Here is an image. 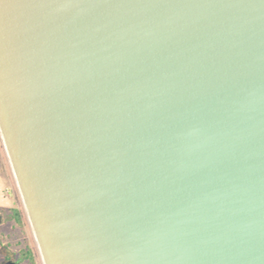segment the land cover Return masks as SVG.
Returning a JSON list of instances; mask_svg holds the SVG:
<instances>
[{
	"label": "water",
	"instance_id": "1",
	"mask_svg": "<svg viewBox=\"0 0 264 264\" xmlns=\"http://www.w3.org/2000/svg\"><path fill=\"white\" fill-rule=\"evenodd\" d=\"M0 135L44 264H264V0H0Z\"/></svg>",
	"mask_w": 264,
	"mask_h": 264
},
{
	"label": "rangeland",
	"instance_id": "2",
	"mask_svg": "<svg viewBox=\"0 0 264 264\" xmlns=\"http://www.w3.org/2000/svg\"><path fill=\"white\" fill-rule=\"evenodd\" d=\"M5 157L11 168L4 148L2 158L0 152V174L4 176L0 183V264L7 260L17 261L22 255L21 251L27 249L32 254L34 264H44L15 179L9 178L7 168L4 167H7ZM9 182L13 184L12 189ZM12 208L19 210V219L11 214ZM30 263L24 257L18 264Z\"/></svg>",
	"mask_w": 264,
	"mask_h": 264
},
{
	"label": "trees",
	"instance_id": "3",
	"mask_svg": "<svg viewBox=\"0 0 264 264\" xmlns=\"http://www.w3.org/2000/svg\"><path fill=\"white\" fill-rule=\"evenodd\" d=\"M11 214L13 215V217L15 216L16 219H19V214L20 213H19V210L17 208H12L11 209ZM21 253H22V255H21V257H19L17 259V261H15L16 263H19L25 257V258H28L31 261L30 264H34L32 254H31V252L28 249L27 250H22Z\"/></svg>",
	"mask_w": 264,
	"mask_h": 264
},
{
	"label": "crops",
	"instance_id": "4",
	"mask_svg": "<svg viewBox=\"0 0 264 264\" xmlns=\"http://www.w3.org/2000/svg\"><path fill=\"white\" fill-rule=\"evenodd\" d=\"M0 152H1V158H2V154L4 153V145H3V142H2V138H1V135H0ZM4 158V157H3ZM7 160V158L5 157V162H7V167H6V165H4V167L5 168H7V172H8V176H9V178H14V176H13V173H12V170H11V168L9 167V165H8V161H6ZM4 176H2L1 174H0V183H1V178H3ZM16 182V181H15ZM17 185V184H16ZM9 187H11V189L13 188V184H12V182H9Z\"/></svg>",
	"mask_w": 264,
	"mask_h": 264
}]
</instances>
